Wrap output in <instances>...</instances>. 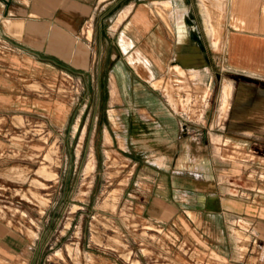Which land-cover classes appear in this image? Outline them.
Listing matches in <instances>:
<instances>
[{
    "label": "crops",
    "instance_id": "crops-1",
    "mask_svg": "<svg viewBox=\"0 0 264 264\" xmlns=\"http://www.w3.org/2000/svg\"><path fill=\"white\" fill-rule=\"evenodd\" d=\"M144 1L148 0H0V113L17 112L23 102L35 96L25 89L28 81L52 86L60 74L74 78L82 72L86 80L96 78L101 83V79L106 80L105 73L110 108H114L117 116L129 120L131 129H137L136 134L132 133L134 140L145 142L142 149L151 152L147 159L150 157L152 161L148 159L146 163L156 169L152 174L155 189L139 211L152 220L153 231L168 239L162 243L156 241L163 260L175 264H264V162L243 161L250 163L249 167L255 166L256 174L249 173L246 180L242 179L248 186L238 183L240 195L226 191L218 175L219 162L210 154L211 144L197 136L185 137L189 129L184 126L181 133L177 121L179 112L173 110L166 94L165 103L170 109L155 93L147 92L145 87L138 89L142 85L136 80L142 77L137 68L144 70L145 82L150 84L168 79L162 76L176 74L179 79L169 80L175 89L182 88L176 97L184 101L179 106L191 108L192 112L195 108L192 103H205L208 91L204 93L206 96L198 91L202 88L200 78L192 77L190 85L181 79L192 76L191 70L196 68L205 77L210 73L202 42L189 30V16H184L186 35L178 41L163 22H155L151 15L153 8ZM212 1L213 7L224 8V0ZM173 4L177 7L178 3L173 0ZM228 7L227 17L234 31L227 45L232 65L248 71H263L264 0H229ZM114 10L117 12L113 14ZM126 10H129L127 14ZM91 25L92 39L95 33L101 38L117 33L119 40L123 34L126 51L121 44L108 47L107 51L102 48L97 51L102 58L94 66L91 50L89 67H76L58 53L57 41L51 44L50 38L65 33L81 42L85 40L83 43L91 48L93 41L85 34ZM63 47L61 52L65 51ZM176 65L183 74L172 70ZM94 70L97 76L91 73ZM113 82L117 97L112 104ZM229 84L231 95L225 100L224 88ZM236 91L231 81L223 85L218 119L229 121L248 140L259 135L264 139V90L242 83ZM188 92L195 94V100ZM44 104L55 115L61 111L52 103L45 101ZM30 106L39 116L45 114L38 108L41 106ZM208 106L203 111L195 110L192 115L212 117L214 114L206 110ZM184 114L189 116L188 112ZM211 141L216 155L225 160L222 150L229 145V139L213 134ZM137 149L140 148L137 146ZM259 150L264 157V145ZM159 157L165 159L161 161ZM228 165V171L249 169L235 164L230 167L229 162ZM161 169L168 173L166 177L161 176ZM27 244V237L0 220V256L14 260L25 251Z\"/></svg>",
    "mask_w": 264,
    "mask_h": 264
},
{
    "label": "rangeland",
    "instance_id": "rangeland-1",
    "mask_svg": "<svg viewBox=\"0 0 264 264\" xmlns=\"http://www.w3.org/2000/svg\"><path fill=\"white\" fill-rule=\"evenodd\" d=\"M176 1L177 7H174L173 0L142 3L153 8L151 15L155 22H163L178 41L186 35L184 16H189V30L202 42L210 73L205 77L196 68L191 70L192 76L181 80L190 85L192 77L200 78L202 88L198 91L204 96L208 91V98L202 104L193 102L196 109L193 108L192 112L203 111L209 105L206 110L214 115L199 118L192 115L191 108L179 106L184 101L176 97L182 88L175 89L169 80L179 79L176 74L162 76L168 79L156 80L151 87L145 82L144 70L135 68L142 77L136 80L142 85L138 89L145 87L147 92L155 93L164 105L167 95L168 103L179 112L177 121L181 133V128H188L185 137L197 136L202 142L211 144L210 154L219 162L218 175L222 186L226 191L240 195L239 184L249 185L242 179L246 180L249 173L256 174L255 166L249 167L247 162H264L259 150L264 139L259 135V138L248 140L229 121L218 119L221 91L229 81L235 85V91L242 83L264 90V70L248 71L232 65L227 47L228 37L234 32L227 17L230 14L229 0H224V8L213 7L212 0ZM116 12L114 10L113 14ZM118 25L117 22L116 28ZM92 31V25L86 29L88 40L92 39ZM122 35L119 40L117 33L114 36L111 32L110 36L102 38L95 33L92 49L83 43L85 40L81 42L65 33L51 37L50 42L57 41L58 53L74 66L88 68L91 50L94 66H98L99 58H102L97 53L102 48L107 51L108 47L116 48L121 44L126 51ZM62 47L64 52H61ZM172 70L184 73L177 65ZM95 71L91 73L97 76ZM107 76L103 73L106 80L102 82L101 79V83L96 78L86 80L82 72L73 80L60 74L52 86L28 81L25 89L35 96L23 102L17 112L0 113V220L28 238L23 253L14 260L0 256L4 260H0V264H175L163 260V253H158L156 241L162 243L168 239L153 231L152 220L139 211L154 192L152 174L156 169L146 163L152 159H147L151 152L142 149L145 142L134 140L132 133L136 134L137 129H131L129 120L117 116L114 108H110ZM191 94L195 100V94L191 92L189 97ZM111 95L113 104L117 97L114 82ZM45 101L60 108L58 115L44 104ZM30 105L41 106L38 108H42L45 114L39 116ZM213 134L230 141L227 147L222 146L225 160L213 149ZM245 142H248L247 146H244ZM245 160L248 161L243 162ZM228 162L230 167L235 164L249 169L228 171ZM159 171L162 177L168 174L163 169ZM252 186L257 187L256 184Z\"/></svg>",
    "mask_w": 264,
    "mask_h": 264
},
{
    "label": "bare ground",
    "instance_id": "bare-ground-1",
    "mask_svg": "<svg viewBox=\"0 0 264 264\" xmlns=\"http://www.w3.org/2000/svg\"><path fill=\"white\" fill-rule=\"evenodd\" d=\"M179 19V18H178ZM231 90H232V85L229 84V86H225L224 88V99H228L229 100V97H230V94H231ZM173 95V94H172ZM172 98V97H171ZM226 103V102H225ZM228 103V102H227ZM226 103V105H227Z\"/></svg>",
    "mask_w": 264,
    "mask_h": 264
},
{
    "label": "built area",
    "instance_id": "built-area-1",
    "mask_svg": "<svg viewBox=\"0 0 264 264\" xmlns=\"http://www.w3.org/2000/svg\"><path fill=\"white\" fill-rule=\"evenodd\" d=\"M69 79H71V80H73V78L72 77H68ZM232 221H233V219H232Z\"/></svg>",
    "mask_w": 264,
    "mask_h": 264
}]
</instances>
